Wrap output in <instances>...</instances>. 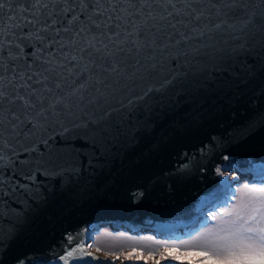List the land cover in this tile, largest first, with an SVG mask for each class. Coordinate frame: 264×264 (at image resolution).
<instances>
[{"label": "water", "instance_id": "water-1", "mask_svg": "<svg viewBox=\"0 0 264 264\" xmlns=\"http://www.w3.org/2000/svg\"><path fill=\"white\" fill-rule=\"evenodd\" d=\"M116 4L132 11L128 0ZM150 6L160 11L158 0ZM103 7L111 8L110 0ZM211 11L212 19H219ZM223 11L229 23L244 17L241 9ZM80 26L87 27V16L75 25ZM125 27L131 31L130 25L112 31H121L123 39ZM101 31L93 29L88 38L95 34L110 43ZM232 35L225 29L215 34L211 47H202L206 39L177 44L181 38L175 29H145L139 51L131 43L135 37L130 38L118 57L124 73L119 84L102 89L103 95L91 89L94 103L59 118L67 124L100 121L105 146L95 153L85 149L84 155L64 161L63 171L39 175L27 189L0 196V264H63L59 257L72 246L69 235L77 238L73 244L82 239L88 245L104 227L166 239L188 236L210 211L228 204L238 183L258 180L253 165L264 164V48ZM20 43L33 48V42ZM27 59L33 71H43L31 52ZM0 60L3 71L11 63L6 49ZM15 65L28 71L24 59ZM6 75L11 77V68ZM59 133L60 124L51 119L39 134L60 149ZM20 143H26L23 136ZM86 250L97 259L72 264H116Z\"/></svg>", "mask_w": 264, "mask_h": 264}, {"label": "snow or ice", "instance_id": "snow-or-ice-1", "mask_svg": "<svg viewBox=\"0 0 264 264\" xmlns=\"http://www.w3.org/2000/svg\"><path fill=\"white\" fill-rule=\"evenodd\" d=\"M136 2L128 0L132 6L129 11L117 5L116 0H110L111 8L103 7L104 0H0V57L6 49L11 62L0 71V196L8 197L17 189H27L39 175H49L57 169L63 171L62 163L84 155L85 149L95 153L105 146L106 129L100 121L67 124L59 118L72 117L74 109L83 110L87 104L94 103L96 97L88 95L91 89L103 95L102 89L119 84L124 73L118 57L133 36L131 43L136 51L140 50L143 46L140 36L145 29H175L181 38L177 44L193 38L206 39L202 47H211L215 34L227 29L233 34L232 39H243L245 44L252 40L264 48V0L255 4L238 0H221L220 4L216 0H158L160 11L150 6L152 0H139L138 9ZM224 8L241 9L244 17L229 23ZM211 9H215L219 19H212ZM83 16H87V27H75L82 24ZM133 17H139V21ZM122 25L131 26V31L127 27L123 29V39L121 31H112L121 29ZM178 26L189 32L180 31ZM93 29L104 30L100 35L107 36L110 43L97 39L95 34L89 39ZM68 34L71 37L66 39ZM20 41L33 42V48L26 49ZM29 52L31 58L45 66L43 71L32 70L34 65L27 59ZM21 59L25 60L28 71L15 65ZM9 68L11 77L6 75ZM167 83L172 85L174 81ZM51 119L60 124L57 137L62 141L60 149L53 148L51 137L39 134ZM21 136L26 143H20ZM14 143L20 144V148L14 147ZM253 168L259 170V179L237 190L239 196H234L237 203L210 214L207 219L217 220L214 227L179 244H164L163 252L149 249V258L160 256L154 264L165 260L176 264L185 261L187 264H264V164ZM216 171L222 174L221 168ZM76 239L72 235L67 237L72 246L60 255L59 261L72 264L84 257L97 259L86 250L93 245H86L82 239L73 244ZM97 251L103 249L97 247ZM143 251L132 246L125 259L131 260L135 255L139 261Z\"/></svg>", "mask_w": 264, "mask_h": 264}, {"label": "rangeland", "instance_id": "rangeland-1", "mask_svg": "<svg viewBox=\"0 0 264 264\" xmlns=\"http://www.w3.org/2000/svg\"><path fill=\"white\" fill-rule=\"evenodd\" d=\"M245 183H249L247 180L241 181L235 186V192L232 197V200L228 202L225 206L221 207L218 212L223 211L225 208L230 207L232 204L237 203L238 200L234 199V196L238 198L239 193L237 192ZM251 184V183H249ZM217 223V220H213L205 225H202L197 231L189 234L188 236H184L181 238H171L166 239L159 236H153L151 234L140 233L138 235H133L125 231H117L113 232L108 227L102 228L99 232L94 234L93 240L91 242L92 247L90 249L97 251V247L103 249V251H99L100 253L110 257L112 261L116 264H122L127 261L124 259L125 252L131 250L132 246H135L138 250L144 249L142 253V259L138 262L143 263L147 260V264H154L155 260H159L160 256L157 254L151 258H149V249H156L157 253L163 252L164 248L162 245L168 244L171 245L173 243L179 244L182 240H190L194 235H198L200 232H203L206 228L214 227ZM114 253L115 255H113ZM119 256L117 259L116 256ZM133 261L136 260V256L133 255L131 259Z\"/></svg>", "mask_w": 264, "mask_h": 264}, {"label": "trees", "instance_id": "trees-1", "mask_svg": "<svg viewBox=\"0 0 264 264\" xmlns=\"http://www.w3.org/2000/svg\"><path fill=\"white\" fill-rule=\"evenodd\" d=\"M219 209H220V208H219ZM219 209H215V210L210 211V212H209V216H210V214H211L212 212H218ZM209 216H208V217H209ZM208 217H207V218H208ZM211 221H212V219H207L206 221H204V222L202 223V225H205V224H207V223H209V222H211ZM129 252H131V250L128 251V252H125V254H123V255L127 256V255L129 254ZM124 259H125V257H124ZM125 260H126V259H125ZM130 264H144V262H143V263H140V262L133 261V262H131ZM161 264H176V262L171 261V260H165V261H162ZM184 264H187V261H185Z\"/></svg>", "mask_w": 264, "mask_h": 264}, {"label": "bare ground", "instance_id": "bare-ground-1", "mask_svg": "<svg viewBox=\"0 0 264 264\" xmlns=\"http://www.w3.org/2000/svg\"><path fill=\"white\" fill-rule=\"evenodd\" d=\"M91 250H92V249H91ZM92 251H94V250H92ZM94 253L97 254V255L100 256V257H105V258L107 257L106 255L100 253L99 251H94Z\"/></svg>", "mask_w": 264, "mask_h": 264}]
</instances>
